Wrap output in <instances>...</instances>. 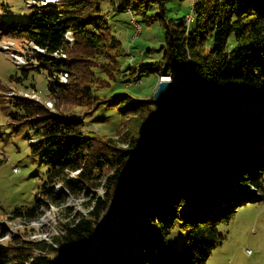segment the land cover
<instances>
[{"label":"trees","instance_id":"obj_1","mask_svg":"<svg viewBox=\"0 0 264 264\" xmlns=\"http://www.w3.org/2000/svg\"><path fill=\"white\" fill-rule=\"evenodd\" d=\"M168 2L61 0L54 7L32 8L26 19L9 14L0 20V32L11 37L5 40H23L35 55L22 64L27 65L17 80L41 66L49 76L68 73L66 83L48 79L49 90L68 98V106L96 110L106 102L126 104L119 107L123 132L107 136L87 132L77 116L56 113L21 94L34 92L35 84L8 88L21 112L17 121L40 133L33 152L51 164L36 203L16 206L9 216L35 220L45 203L62 206L68 220L51 242L0 245V264H206L238 206L264 198V0H189L193 26L186 15L170 16ZM0 8L11 11L4 0ZM110 11H129L140 25H163L162 56L156 67L143 63L140 71L174 74L181 104L166 151L160 149L141 172L116 225L86 250L115 209L158 107L129 92L110 98L94 94L97 85L106 87L126 74L121 62L128 51L112 31ZM58 50L66 58L51 56ZM69 195L84 198L85 212L72 213L64 205Z\"/></svg>","mask_w":264,"mask_h":264},{"label":"rangeland","instance_id":"obj_2","mask_svg":"<svg viewBox=\"0 0 264 264\" xmlns=\"http://www.w3.org/2000/svg\"><path fill=\"white\" fill-rule=\"evenodd\" d=\"M4 1L10 5L11 10L5 13L2 11L6 16L12 14L19 16V19H26L33 8L26 0ZM188 2L189 0H186L180 5L177 0H169L168 14L172 17L186 15L188 21L191 11ZM30 3L34 5L32 0ZM2 18L0 15V20ZM108 20L122 47L128 51V55L123 57L121 62L126 74L116 78L110 86L97 85L94 87V94L110 98L129 92L135 99L153 101V93L161 75L153 71L141 73L140 65L151 63L152 68L156 67L154 63L162 56L160 48L164 40L163 25L159 21L149 25L142 24L138 32L135 19L129 11H110ZM2 24L0 21V25ZM191 25H194V20ZM6 38L11 37L4 36L1 31L0 44ZM9 41L15 42L12 43L14 50L24 52L26 61L27 58L31 60L35 57L34 52L31 53L28 48L29 43L15 38ZM26 65L16 63L12 50L0 48V245L6 246L12 240L31 244L38 241L51 242L52 236L60 233L61 224L68 220L65 215L68 212L62 210V206H50L45 203L40 205L41 212L35 220L12 219L9 216V212L16 206H32L36 203V195L47 179L51 164L33 152V145L40 138V133L30 123L20 124L17 121L16 118L21 112L11 103L13 98L8 88L28 89L27 87L31 88L32 84H35L34 93L39 96L40 102L46 105L48 101H52L53 106L49 108L51 111L77 116L84 121L87 132L92 130L107 136L117 135L123 132L126 123L119 111V107L124 108L125 103L110 106L106 102L96 110L74 103L68 106V98L59 99L49 90L48 79L53 81L54 75L49 76V70L41 66L29 69L27 78L17 80L15 76H22V69ZM136 66L139 70L131 73L132 68ZM137 78H140L139 82ZM1 88H4V91ZM15 166L19 167V171H14ZM222 186L225 188V185ZM60 189V186L55 187V191ZM83 199L69 195L64 205L71 207L72 213L80 210L85 212L86 208L81 204ZM221 229L225 233L223 243L212 251L206 264H264V198L238 206L229 223ZM248 249L251 250L250 253L247 252ZM52 256L61 257L63 254L53 252Z\"/></svg>","mask_w":264,"mask_h":264},{"label":"water","instance_id":"obj_3","mask_svg":"<svg viewBox=\"0 0 264 264\" xmlns=\"http://www.w3.org/2000/svg\"><path fill=\"white\" fill-rule=\"evenodd\" d=\"M153 101L158 107L149 116L141 147L130 165L119 201L111 212L110 217L98 228L93 242L86 250L94 247L103 234L116 225L120 214L130 200L141 172L149 165L153 156L160 149L163 152L166 151L164 146L172 134L171 124L178 116L181 104V96L176 88L174 75L168 73L167 70H164L158 80V85L153 93Z\"/></svg>","mask_w":264,"mask_h":264},{"label":"bare ground","instance_id":"obj_4","mask_svg":"<svg viewBox=\"0 0 264 264\" xmlns=\"http://www.w3.org/2000/svg\"><path fill=\"white\" fill-rule=\"evenodd\" d=\"M35 1V2H34ZM61 0H32V2L34 3V5H31L30 3V0H27V4L30 6V7H36V6H47V5H51L52 7H54V5H56L57 2H59ZM56 9H59L58 7H56ZM0 15L3 16V18L7 17L4 13H2V9L0 8ZM194 19V16L192 14V12H190V15H189V18H188V21L187 22H190ZM141 30V26L139 27L138 29V32ZM67 41L69 42V44H72L73 43V40H74V35H73V32L72 30H68L67 34ZM10 39L8 40H3L2 43L0 44V48L3 49V50H12V55L16 61L17 64H24L26 63V59L24 58V56L19 52V50H14L12 48V41H9ZM15 43V42H14ZM32 47L36 48L37 50L41 51V52H45V50L43 48H41L40 46L36 45V44H33L32 43ZM51 56L55 57V58H66V53L64 50H58V51H55L53 53H51ZM174 75V74H173ZM55 77V76H53ZM55 78L59 79V81L61 83H66L68 81V73H59ZM35 92V91H34ZM34 92H21L24 93L25 95H28V96H31V97H34V98H37L39 99V96L34 93ZM46 106L48 108H51L53 106V102L52 101H48ZM14 171L17 172L19 171V167L18 166H15L14 167Z\"/></svg>","mask_w":264,"mask_h":264},{"label":"built area","instance_id":"obj_5","mask_svg":"<svg viewBox=\"0 0 264 264\" xmlns=\"http://www.w3.org/2000/svg\"><path fill=\"white\" fill-rule=\"evenodd\" d=\"M134 18V17H133ZM135 24H136V26H137V29H139V27H140V24L135 20ZM247 252L248 253H250L251 252V250L250 249H248L247 250Z\"/></svg>","mask_w":264,"mask_h":264}]
</instances>
